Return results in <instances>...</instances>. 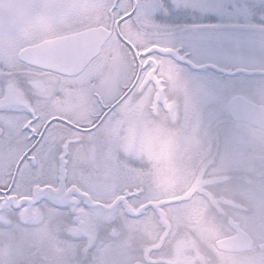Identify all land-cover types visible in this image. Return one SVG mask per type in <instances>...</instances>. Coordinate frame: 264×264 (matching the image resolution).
<instances>
[{"label":"snow or ice","instance_id":"obj_1","mask_svg":"<svg viewBox=\"0 0 264 264\" xmlns=\"http://www.w3.org/2000/svg\"><path fill=\"white\" fill-rule=\"evenodd\" d=\"M0 264H264V0H0Z\"/></svg>","mask_w":264,"mask_h":264}]
</instances>
